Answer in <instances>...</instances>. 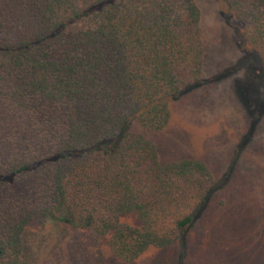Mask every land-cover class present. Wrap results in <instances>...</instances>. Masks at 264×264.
I'll return each instance as SVG.
<instances>
[{
    "label": "trees",
    "instance_id": "obj_1",
    "mask_svg": "<svg viewBox=\"0 0 264 264\" xmlns=\"http://www.w3.org/2000/svg\"><path fill=\"white\" fill-rule=\"evenodd\" d=\"M219 1L264 65V0ZM201 17L196 0H0V264H34L25 232L46 219L116 264L202 263L221 181L161 153L176 101L206 80ZM260 233L231 248L264 263ZM220 237L206 248L226 259Z\"/></svg>",
    "mask_w": 264,
    "mask_h": 264
},
{
    "label": "rangeland",
    "instance_id": "obj_2",
    "mask_svg": "<svg viewBox=\"0 0 264 264\" xmlns=\"http://www.w3.org/2000/svg\"><path fill=\"white\" fill-rule=\"evenodd\" d=\"M196 1L202 15L206 80L176 101L161 153L167 159H202L221 181L206 211L220 223L210 225L203 214L199 217V241L193 248L205 246L201 264H264L259 245L238 254L231 248L239 237L241 247L249 239L261 240L264 230V82L255 77L264 65L257 53L240 47L238 31L219 0ZM210 227L216 235H209ZM89 234L52 219L39 220L25 232V251L34 264H116L105 243ZM220 236L229 245L222 252L226 259L206 248L209 238L218 242Z\"/></svg>",
    "mask_w": 264,
    "mask_h": 264
}]
</instances>
